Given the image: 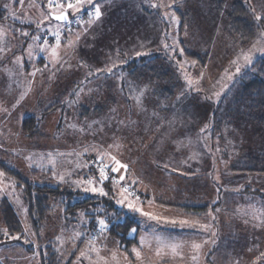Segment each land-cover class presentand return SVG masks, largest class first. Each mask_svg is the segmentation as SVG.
<instances>
[{
	"label": "rangeland",
	"instance_id": "rangeland-1",
	"mask_svg": "<svg viewBox=\"0 0 264 264\" xmlns=\"http://www.w3.org/2000/svg\"><path fill=\"white\" fill-rule=\"evenodd\" d=\"M237 1L243 3L246 16L257 22L253 39L241 45L236 33L229 30V13L235 0H93L78 14L69 10V20L63 24L51 17L44 20L49 13L48 0H24L23 4L20 0H0V88L4 93L10 91L8 97L0 95V104H4L0 108V161L16 170L22 180L80 192L72 196L70 203L109 196L121 210L115 218L111 213L92 218L81 216L80 211L70 215L64 212L65 206L56 205L40 225L39 242L31 229L18 180L0 169V264H39L40 252L47 244L44 240H54L58 251L64 253L63 263L68 264H205L209 253L214 264H264V196L239 192L240 186L248 185L264 193V182L239 180L237 172L227 170L233 153L231 136L236 133L232 126L220 130L213 150L207 134L202 138L200 130L209 126L211 108L228 95L240 74L256 60L264 59V52L256 51L264 47V0ZM96 5L101 17L89 23L88 13L94 14ZM57 30L62 38L57 50L59 60L54 63L51 46L55 38L49 32ZM23 32L29 35L25 37ZM36 36L41 39H33ZM45 36L49 45L40 52ZM205 50V67L188 58L187 53L200 55ZM249 52L252 62L245 66L243 55ZM150 53L153 55L148 56ZM129 59H136L135 65L141 71L122 66ZM158 66L171 72L159 83L176 87L171 91V101H167L170 94L159 90L151 75V69ZM109 68L113 69L111 73ZM131 74L136 84L127 83ZM185 74L195 81L193 85L189 86ZM125 89L127 100L121 96ZM124 103L130 107L119 112ZM42 110L48 113L42 115ZM126 113L130 118L122 122ZM112 116L117 117L112 121L116 124L108 122ZM241 124L238 132L250 138L254 126ZM161 138L164 143L175 140L177 147L192 142L189 153L197 156L200 168L208 166L201 156L208 159L207 155L212 154L214 160L219 159V173L225 175H216L220 178L219 188L224 187L226 179L229 181L219 203H215V195L207 194L212 188L202 179L173 196L150 185L148 192L140 195L130 184L114 183L119 179L111 171L115 167L110 161L111 148L114 153L129 148L130 155H142L137 159L144 162L136 164V169H155L156 163L152 158L147 163L146 157L168 151L161 147ZM153 140L158 142L154 144ZM218 143L227 144V157L221 156ZM104 165H108L106 172L112 184L110 194L100 180ZM89 180L91 185L86 183ZM93 185L102 187L107 195L84 190ZM4 199L19 218L22 234L8 232L1 216ZM120 200L124 203H117ZM172 201L179 211L167 204ZM129 203L141 211L130 209ZM201 206L206 207L204 211L194 212ZM143 212L164 219L158 222ZM125 216L135 221L126 237H136V243L101 231L97 223L101 218L121 221ZM172 220L176 223H170ZM182 220L188 223L181 224ZM132 228L136 229L134 233ZM77 233L83 235L77 237ZM51 234L54 239L48 238ZM155 236L164 243H158ZM217 240L220 244L216 251L210 252ZM169 243L179 245L176 252L167 246ZM193 243L202 247L194 250ZM81 251L85 256H80Z\"/></svg>",
	"mask_w": 264,
	"mask_h": 264
},
{
	"label": "trees",
	"instance_id": "trees-1",
	"mask_svg": "<svg viewBox=\"0 0 264 264\" xmlns=\"http://www.w3.org/2000/svg\"><path fill=\"white\" fill-rule=\"evenodd\" d=\"M246 15V8L243 3L235 0V2L232 3L231 12L229 13V30H232V33H236L235 35L239 37L240 45L249 42L255 35V25L257 22L248 18ZM152 55L153 54L151 53L148 54V56ZM187 55L188 58L190 57L195 61H199L201 66H206V62L208 61V53L206 50L200 53V55L190 53H187ZM135 60L136 59H129V61L122 66L129 68L133 67L132 71L134 72L141 71L142 68L135 65ZM149 60L154 61L155 59ZM144 61L147 62L148 59H144ZM129 63L132 64L129 65ZM170 73L171 72L168 69L164 70L161 66H158L157 68L153 67L151 69V75L157 80V82H155L157 86L159 85L158 89L166 92L169 91L171 94V90L169 89L174 88L173 86L170 88L171 86H162L159 84L162 79L165 81ZM130 76L131 78L134 77L132 74ZM173 78L175 77H172V79ZM133 79L134 78L130 79L131 81L127 80V83L129 82V85L136 84V82L132 83ZM141 82L144 83V79L141 80ZM167 100H169V98ZM47 113L46 110L42 111V115ZM209 115L210 124L208 127L201 128L203 129V131H201V137L205 138L207 134V139L212 150L215 148L214 138L221 136L220 130H222L224 126L225 128L232 126V130L236 131V133L231 136L233 137V145L231 146L233 153L228 150L232 156L231 158L228 157L230 161L227 170L235 173L237 172L236 174L239 180L248 178L264 182V59L256 60L249 69L244 70L240 74L237 83L232 87L228 95L224 97L221 102L211 108ZM240 123L254 126L250 138H246L243 134L241 135L240 132H238L240 131ZM243 124H241V126H243ZM196 127L197 126H195L194 129ZM31 134L26 135L31 136ZM153 143L156 144V141L153 140ZM218 145L220 149H222L221 156L227 157L228 148L225 147L227 144L222 146L221 143H218ZM0 169H2L5 174L7 173L10 177H15V179L18 180V186L21 187L22 200L27 206V216L30 220L31 229L39 242V233L41 230L40 225L45 221L47 215L51 213V209H54L53 207L56 205L65 206L64 212L66 211L65 213L70 215L80 211L81 213H84V216H91L92 218L96 215L103 216L109 213L113 214L115 218L121 211L119 209L117 210L116 201L112 197H86L82 200L70 203V199L74 194L80 195L81 193H76L66 187H60L58 185L50 186L47 184L30 183L29 181L22 180L18 177L19 173L16 172V170L9 168L1 161ZM101 182L110 194L112 187L110 180L106 179ZM243 191L246 193L257 192L261 194V196H264L263 192L258 191L256 188L248 187V185L240 186V192ZM65 201L67 202L66 204ZM205 208V206L194 208V212L199 210L204 211ZM1 216L8 232L12 234H22L23 231L19 218L7 199L2 201ZM58 217L61 218L60 215ZM92 218L90 219L92 220ZM105 220L110 223L105 230L107 233L112 236H117L121 240H126L131 244L136 243V237H126L128 234L127 232L135 224V221H131L128 216H125L124 220L121 221L117 219L116 221L109 220L107 217ZM53 237L54 235L51 234L48 238L54 239ZM44 241L47 244L40 252L39 264H68V262L63 263L65 257L64 253L58 251L54 240ZM29 249H31L30 246ZM209 254L204 258L205 264H214L209 257Z\"/></svg>",
	"mask_w": 264,
	"mask_h": 264
},
{
	"label": "crops",
	"instance_id": "crops-1",
	"mask_svg": "<svg viewBox=\"0 0 264 264\" xmlns=\"http://www.w3.org/2000/svg\"><path fill=\"white\" fill-rule=\"evenodd\" d=\"M24 67V66H23ZM11 78L14 77L13 75L10 76ZM127 81V80H126ZM172 88V87H170ZM176 88V87H174ZM169 89L171 91H173V89ZM13 89L15 90L16 87H13ZM166 92V91H164ZM169 93L170 92H166ZM7 94H10V91L8 93H4L3 91V87L0 88V95H2L3 97H8ZM127 90L125 89L124 91L121 92V96H123V98L125 100H127ZM171 99L167 100V101H171L172 100V96L170 94ZM20 102V100H19ZM169 104V103H168ZM15 105V103L13 104ZM115 104H113L112 106H114ZM1 106H4V104H0V108ZM37 106L41 107L42 104L41 102H37ZM45 107V105H44ZM120 107L123 108H119V112H121L122 110L129 108L130 105L128 103H124L121 104ZM43 111V110H42ZM41 111V112H42ZM159 113V111L156 112V116ZM115 114H118L117 112H115ZM120 114V113H119ZM130 118V114L125 115V117L123 118L122 122H126L128 119ZM156 120H160L159 116L155 117ZM117 117H113L109 118L108 122L112 123V124H116L117 121L112 122L113 120H116ZM102 129V128H101ZM112 130V129H111ZM140 130V129H138ZM151 132V131H150ZM173 134V133H172ZM178 135L176 136L177 139ZM156 139V137H155ZM162 143L160 144L161 147L166 148L168 151H166L165 149L162 151L161 155H147V163L149 161L150 158H152V162L156 163V167H160L162 170L159 171L157 170V168L155 167V169L150 166L148 168L144 167V171H142V169H136L135 167H138L139 165L136 164H141L144 162V160H140L137 159L140 156L142 157V155L138 154V155H130V151L129 148L121 151L119 153H114V149L111 148V160L113 161L112 157L114 156L117 160H119L122 164L127 165V170L125 171L124 169H120L119 172H116V176L117 179H119L120 175H124L125 176V180L121 181L123 184H130L132 187L135 188V190L138 191V193L140 195H145L147 191L148 186L150 185L151 188H155L158 187L159 189L161 188L162 190V194L164 195H169L172 194V196L177 193L176 191L179 190H184L187 189L188 187H193L195 186V184L197 183L198 179H202L204 183H209V186H211L212 190H209L210 195H215L216 201L215 203H219L221 200V195L223 194L222 191H224L225 186H227L229 183L228 179H226V183L223 186H220L221 188H219V182H220V178H218L216 175H219L222 177H225V175L223 176L222 172L219 173V168H220V161L219 159L214 160V155L212 154H208V159L202 158L201 156V160L202 162L205 164H208L203 167H199L200 165L197 164V156L196 155H190L189 153V148L192 145V142H187L185 145L183 146H179L177 147V145L174 143L175 140L167 143H164V138H161ZM158 141L156 140V143ZM125 143L127 145H129L126 141ZM179 145V144H178ZM183 147V149H181ZM188 150V152H187ZM182 151V152H181ZM216 156V155H215ZM144 157V158H145ZM217 157V156H216ZM113 163L115 164V162L113 161ZM179 164V165H174L172 166L171 164ZM180 163H182L183 165H180ZM116 166V165H115ZM196 169V173H192L193 170ZM198 169V170H197ZM129 171H131V173H129ZM150 171H152L150 173ZM176 189V190H175ZM174 192V193H172ZM240 192V191H239ZM237 193V192H236ZM190 194V193H188ZM177 195V194H176ZM173 199V198H172ZM174 200V199H173ZM167 204L169 206H173V208L175 207L176 210L179 211L178 209V204L175 201H172V203L167 202ZM212 204H209V206H211ZM182 211V210H181ZM220 244V241L217 240L216 241V245L212 246L210 248V252H215L216 251V246ZM212 254V253H211ZM211 254H209V257L212 258Z\"/></svg>",
	"mask_w": 264,
	"mask_h": 264
},
{
	"label": "snow or ice",
	"instance_id": "snow-or-ice-1",
	"mask_svg": "<svg viewBox=\"0 0 264 264\" xmlns=\"http://www.w3.org/2000/svg\"><path fill=\"white\" fill-rule=\"evenodd\" d=\"M20 2L23 4L24 0H20ZM85 4L92 5L93 4V0H48L49 13H48V15L44 16V20H48L49 17H51L55 21L60 22L61 24H63L64 22L69 20V10H72L73 13L78 14L83 9ZM152 6L153 7H158V6L159 7H165L167 5H163V4L156 5V4H153ZM53 9H55V11H53ZM101 14L102 13H101L99 5H96L95 9H94V14L92 12L88 13L89 17L91 18L89 20V23H91L92 20H99L100 17H101ZM173 19L175 20L174 16H173ZM256 19L259 20V19H261V17L257 16ZM41 23H43V21H41ZM39 27H40V25L38 24L37 28H39ZM22 35L27 37L29 35V33L28 32H23ZM49 35H53L54 38H55V44L51 46V57H52V61L55 63V62H57L59 60V55H58V51L57 50L60 48V45H61L62 33L59 30H57L54 33L53 32H49ZM33 39L39 40V39H41V37L36 36V37H33ZM43 39H44V43L42 45H39L40 52L46 51L47 48H48V45H49L47 36H45ZM77 39H79V37H77ZM71 43L72 42L69 41V46L71 45ZM165 47H167V45H165ZM256 51L264 52V47L258 48V49H256ZM29 55L31 56L32 53L29 52ZM136 55L139 56V55H141V53H137ZM243 60L245 62V66H247L248 64H251V62H252V53L251 52L245 53L243 55ZM233 63H235V61H233ZM45 67H47V65ZM114 67H115V65H113V68ZM112 70H113L112 68L107 69V71L109 73H111ZM240 70H241L240 67H237V69H236L237 73H239ZM97 71L99 72L100 70H97ZM201 75H203V73H201ZM185 79L188 81L189 86H191V85H193L195 83V81H193L187 74H185ZM141 95H143V90H141ZM216 95H219V94L217 93ZM137 102H139V97H137ZM2 110L6 111L7 109H2ZM201 131H203V129H201ZM112 159H113V161L115 162V165H116L115 167L111 168L112 172H114V173L119 172L120 169H124L125 171L127 170V167H128L127 165L122 164L114 156L112 157ZM107 168H108V165H104L103 167L100 168L101 181H103L105 179H108L107 172H106ZM0 175H2V174H0ZM61 179H63V177H61ZM124 180H125V176L124 175H120L119 176V181H115L114 180V183H119L120 181H124ZM81 183H84V182L82 181ZM86 183L91 185L92 181L89 180ZM84 190L85 191H91L93 193L99 192L100 195H107V193L104 192L102 187L101 188H97L94 185L89 187V188H85ZM123 191L126 192L127 188H124ZM117 203L123 204L124 201L120 200V201H117ZM127 207H129L130 209H134L136 211H141V209L136 208L135 205H133L132 203H129L127 205ZM217 211H219V210L217 209ZM80 215L83 216L84 213H81ZM142 215L149 217V219L157 220L158 222L164 219L162 217L153 216L151 213H146V212H143ZM165 222H168V221H165ZM97 223H98V226H99L101 231L106 230L107 227H108L107 222L104 219H102V218L98 219ZM170 223L175 224L176 221L172 220V221H170ZM180 223L181 224H187L188 221H183L182 220V221H180ZM130 231L132 233H134L136 231V229L132 228ZM82 235H83V233H77L76 234L77 237L82 236ZM154 238L156 239V241L158 243H161V244L164 243L162 241L161 237L155 236ZM144 239H145L144 237L141 238V243H144ZM167 246L171 248L172 252H176V249L179 247V245L175 244V243H169ZM192 247H193L194 250L198 251L202 247V245L201 244H197V243H193ZM133 251H136V249H133ZM157 253L160 254V249L157 250ZM136 254H137V256L140 255L139 252H136ZM262 255H264V254H262ZM80 256L81 257L85 256V252L81 251ZM196 258H197L196 256H193L194 260Z\"/></svg>",
	"mask_w": 264,
	"mask_h": 264
}]
</instances>
